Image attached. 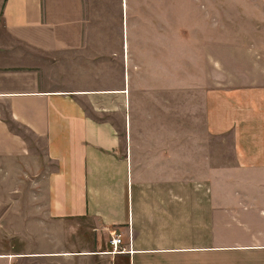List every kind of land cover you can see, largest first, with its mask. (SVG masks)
I'll return each mask as SVG.
<instances>
[{"label":"crops","instance_id":"0c3cea01","mask_svg":"<svg viewBox=\"0 0 264 264\" xmlns=\"http://www.w3.org/2000/svg\"><path fill=\"white\" fill-rule=\"evenodd\" d=\"M83 10V0L0 2L11 40L0 38V159L47 179V217L70 226L63 253L50 256L62 264H264V87L208 90L203 129L184 138L180 122L136 117L129 57L122 88L86 87L75 64ZM104 98H126L122 117L89 115L87 102ZM14 126L43 147L42 161ZM228 135L235 165L216 169L213 143ZM117 236L123 253L112 252Z\"/></svg>","mask_w":264,"mask_h":264},{"label":"rangeland","instance_id":"374dc122","mask_svg":"<svg viewBox=\"0 0 264 264\" xmlns=\"http://www.w3.org/2000/svg\"><path fill=\"white\" fill-rule=\"evenodd\" d=\"M83 6L84 48L75 59L81 80L88 89L122 88L129 57L137 118L180 122L187 138L203 129L208 90L264 87V0H83ZM1 25L0 18V38L11 43ZM66 61L57 63L55 79L61 80ZM123 101L89 100L86 106L96 119L120 118ZM14 127L42 161L43 147ZM213 145L216 169L235 165L230 135ZM34 171L0 159V264H62V256L50 254L63 253L70 226L47 217V179Z\"/></svg>","mask_w":264,"mask_h":264},{"label":"built area","instance_id":"2783aa9c","mask_svg":"<svg viewBox=\"0 0 264 264\" xmlns=\"http://www.w3.org/2000/svg\"><path fill=\"white\" fill-rule=\"evenodd\" d=\"M110 245L113 249V253H123L125 249L123 248V242L121 236L113 237L110 241Z\"/></svg>","mask_w":264,"mask_h":264}]
</instances>
